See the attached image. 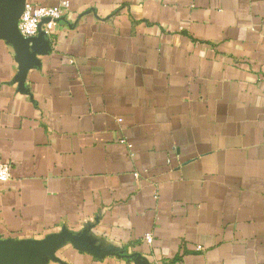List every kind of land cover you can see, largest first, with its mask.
I'll use <instances>...</instances> for the list:
<instances>
[{
    "label": "crops",
    "instance_id": "obj_1",
    "mask_svg": "<svg viewBox=\"0 0 264 264\" xmlns=\"http://www.w3.org/2000/svg\"><path fill=\"white\" fill-rule=\"evenodd\" d=\"M66 1L22 88L0 39V238L109 252L44 264H264V0Z\"/></svg>",
    "mask_w": 264,
    "mask_h": 264
},
{
    "label": "water",
    "instance_id": "obj_2",
    "mask_svg": "<svg viewBox=\"0 0 264 264\" xmlns=\"http://www.w3.org/2000/svg\"><path fill=\"white\" fill-rule=\"evenodd\" d=\"M26 0H0V39L11 44L15 51L18 72L15 76L20 88L23 87L26 71L39 64L37 55L44 52L47 35L42 31L43 19L38 25L35 36L24 37L18 29V21L23 12ZM65 240L75 248L102 256L109 253L100 252L89 244L84 232L74 234L66 229L59 233L49 234L41 240H18L0 238V264H44L45 258H53L56 246Z\"/></svg>",
    "mask_w": 264,
    "mask_h": 264
},
{
    "label": "built area",
    "instance_id": "obj_3",
    "mask_svg": "<svg viewBox=\"0 0 264 264\" xmlns=\"http://www.w3.org/2000/svg\"><path fill=\"white\" fill-rule=\"evenodd\" d=\"M68 1L63 0L59 5L56 6H43V5H31L25 3L23 12L20 15L18 21V29L22 36L30 37L35 36L38 32V25L43 19H48L42 24V31L46 35L50 34L54 23L60 19L67 11ZM10 176V163L7 161L0 160V181L5 182ZM139 174L134 173V177H138ZM144 240L147 243L152 242L151 233H145ZM201 247H198L200 249Z\"/></svg>",
    "mask_w": 264,
    "mask_h": 264
}]
</instances>
